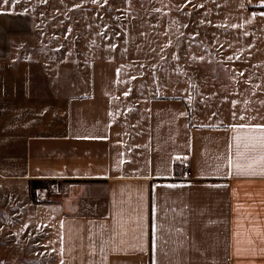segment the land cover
I'll list each match as a JSON object with an SVG mask.
<instances>
[{
    "label": "crops",
    "instance_id": "crops-1",
    "mask_svg": "<svg viewBox=\"0 0 264 264\" xmlns=\"http://www.w3.org/2000/svg\"><path fill=\"white\" fill-rule=\"evenodd\" d=\"M74 2L0 0V264H264V0H182L142 70Z\"/></svg>",
    "mask_w": 264,
    "mask_h": 264
},
{
    "label": "rangeland",
    "instance_id": "rangeland-1",
    "mask_svg": "<svg viewBox=\"0 0 264 264\" xmlns=\"http://www.w3.org/2000/svg\"><path fill=\"white\" fill-rule=\"evenodd\" d=\"M58 1V0H57ZM78 3L80 8H73L72 12H61L57 8L55 22L58 31H63L65 21H71L72 33L79 34L82 30H91V27L98 34L105 36L113 35L118 37V43H113L120 48L121 57L136 64L137 68L143 67L146 57H149V41L158 51V37L162 35L175 38L176 35V9L181 5L182 0H73ZM58 3V2H57ZM75 3V2H74ZM86 5V6H85ZM185 22L184 33L190 34L193 12L186 9L183 12ZM164 33V34H163ZM61 44L57 49L61 58L55 60L53 73L49 76L42 75L40 69L37 68L40 75L39 81L43 82L48 78L56 84H64V78L68 70L74 71L78 65V58H63L64 51ZM76 44H73V47ZM174 50V43H169V48ZM78 46V44H77ZM190 46V45H189ZM73 51V48H72ZM59 65H61L59 67ZM61 68V70H60ZM138 70V69H137ZM74 75V74H72ZM142 75V71H141ZM47 79V80H48ZM46 80V81H47ZM49 82V81H48ZM0 195L3 194L0 192ZM0 196V197H1Z\"/></svg>",
    "mask_w": 264,
    "mask_h": 264
},
{
    "label": "built area",
    "instance_id": "built-area-1",
    "mask_svg": "<svg viewBox=\"0 0 264 264\" xmlns=\"http://www.w3.org/2000/svg\"><path fill=\"white\" fill-rule=\"evenodd\" d=\"M186 168L188 169L189 168V164L186 165ZM187 175L189 177H191V172H188ZM48 194L52 197V198H59V197H62L63 196V192L62 190L57 186V185H54L52 187H50L48 189Z\"/></svg>",
    "mask_w": 264,
    "mask_h": 264
},
{
    "label": "trees",
    "instance_id": "trees-1",
    "mask_svg": "<svg viewBox=\"0 0 264 264\" xmlns=\"http://www.w3.org/2000/svg\"><path fill=\"white\" fill-rule=\"evenodd\" d=\"M45 187H47V184L42 183V182H34L31 184V188H32L33 193L38 188H45ZM33 198H34V194H33Z\"/></svg>",
    "mask_w": 264,
    "mask_h": 264
}]
</instances>
